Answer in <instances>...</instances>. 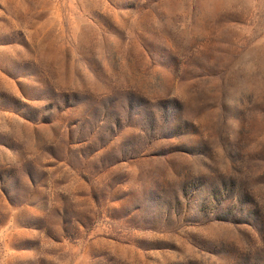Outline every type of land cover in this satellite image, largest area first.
I'll return each instance as SVG.
<instances>
[{"label": "rangeland", "instance_id": "rangeland-1", "mask_svg": "<svg viewBox=\"0 0 264 264\" xmlns=\"http://www.w3.org/2000/svg\"><path fill=\"white\" fill-rule=\"evenodd\" d=\"M0 264H264V0H0Z\"/></svg>", "mask_w": 264, "mask_h": 264}]
</instances>
